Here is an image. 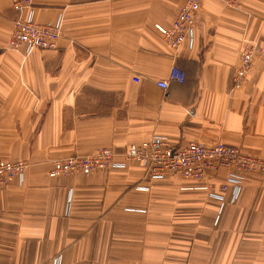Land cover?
<instances>
[{
    "label": "crops",
    "instance_id": "1",
    "mask_svg": "<svg viewBox=\"0 0 264 264\" xmlns=\"http://www.w3.org/2000/svg\"><path fill=\"white\" fill-rule=\"evenodd\" d=\"M238 1L203 0L193 46L174 51L156 24L184 0H34L63 34L25 54L8 46L18 13L0 0V159L29 164L0 187V264H264V173L220 208L178 175L136 188L149 181L122 155L157 133L264 158V0ZM245 42L259 52L235 89ZM173 65L186 79L165 91ZM104 146L126 166L49 175L54 159Z\"/></svg>",
    "mask_w": 264,
    "mask_h": 264
},
{
    "label": "built area",
    "instance_id": "2",
    "mask_svg": "<svg viewBox=\"0 0 264 264\" xmlns=\"http://www.w3.org/2000/svg\"><path fill=\"white\" fill-rule=\"evenodd\" d=\"M202 0H186L179 9L169 27L156 25L164 34L171 46L178 49L187 41L193 46L196 14ZM228 6H238L234 0H221ZM13 8L18 12L8 46L12 50L26 54L36 49H56L63 30L61 23H42L36 20L34 0H11ZM252 46L244 48L240 55L238 68L233 75L236 86L241 85L243 78L251 68L254 54ZM185 72L173 65L167 79L158 81V85L167 91L170 81L184 82ZM138 81V77H136ZM137 159L148 167L152 178H162L170 173L181 172L198 180H206L209 172H218L222 167L232 178L240 182L242 173L250 170L264 172V160L249 156L239 148L218 143L207 146L202 143H190L183 147H174L169 139L162 135L152 137L149 141L130 145L124 152V160ZM125 161L116 159V152L108 146L100 147L90 154H71L52 161L49 170L51 177L67 176L74 173L90 175L92 173L124 167ZM25 160L10 161L0 159V187L15 179L23 180L28 169ZM207 187L213 189L209 182Z\"/></svg>",
    "mask_w": 264,
    "mask_h": 264
},
{
    "label": "rangeland",
    "instance_id": "3",
    "mask_svg": "<svg viewBox=\"0 0 264 264\" xmlns=\"http://www.w3.org/2000/svg\"><path fill=\"white\" fill-rule=\"evenodd\" d=\"M186 0H184L185 2ZM203 1V0H202ZM202 1H201V6H202ZM236 3L240 4L238 0H234ZM184 2L181 4L183 5ZM223 2V1H222ZM10 3H11V0H10ZM226 4V3H225ZM11 6H12V3H11ZM236 7V6H234ZM13 8V6H12ZM181 8V7H180ZM201 8V7H200ZM14 9V8H13ZM200 10V9H199ZM198 10V11H199ZM179 12V10H178ZM177 12V14H178ZM18 13V12H17ZM198 13V12H197ZM176 14V16H177ZM175 16V17H176ZM197 16V14H196ZM174 17V18H175ZM18 19V16L15 18L14 20V26H15V22L16 20ZM174 20V19H173ZM173 22V21H172ZM159 26H161L162 24L160 23H157ZM156 24V25H157ZM172 24V23H171ZM164 27H169L168 25L165 26V25H162ZM159 32L161 33V35L163 36V38L165 39L166 43L168 44V46L176 51L177 49H175L174 47L171 46V43L166 39V37L164 36V34L161 32V30H159ZM187 41H185L184 43H186ZM184 43H182L180 46H182ZM188 43V42H187ZM247 42L244 43L242 49L240 50L239 52V61H240V55L242 53V51L244 50V48H246L247 46H252L254 47L255 49L258 50V48L256 47V45L254 44H246ZM189 44V43H188ZM179 46V47H180ZM192 47V46H191ZM43 50V49H42ZM259 51H257L254 56H253V60H252V65H251V68L248 70L246 76L243 78L242 80V83L241 85L239 86H236L234 81H233V77H232V84H233V87L232 88H235V89H238L240 88L243 84H244V81L246 80L247 76L249 75V73L251 72V69H252V66H253V61H254V57L257 55ZM25 53V52H24ZM26 54V53H25ZM238 66L236 67V70H237ZM136 80V79H135ZM137 81V80H136ZM173 81V80H171ZM157 135H161V134H152L146 141L144 142H147L149 141L152 137L154 136H157ZM164 136V135H162ZM166 137V136H165ZM168 138V137H167ZM169 139V138H168ZM170 141V140H169ZM144 142H141V143H144ZM171 143V142H170ZM190 143H193V142H189L185 145H172L174 147H183V146H186ZM196 143H201V142H196ZM218 143H223V144H226V145H230V146H234V147H237L239 148L243 153L249 155V156H253V157H257V158H260L261 160H264V158L262 157H259V156H255V155H251V154H248L246 153L245 151H243L240 147L236 146V145H232V144H228V143H225V142H222V141H217L216 143L214 144H211V145H208V144H205V143H202V144H205L207 146H212V145H215V144H218ZM132 144H139V143H132ZM130 144V145H132ZM128 145V147L130 146ZM127 147V148H128ZM112 148V147H111ZM126 148V149H127ZM113 149V148H112ZM125 149V151H126ZM114 150V149H113ZM96 151V150H94ZM92 151V152H94ZM115 151V150H114ZM124 151V152H125ZM90 152V153H92ZM116 152V151H115ZM124 152L122 153L123 155V158H124ZM90 153H85V154H90ZM117 152H116V158H117ZM61 158V157H60ZM129 160H135L136 162L140 163L142 165V169H143V177L145 180H148L149 183H143V184H138L136 185V188L142 190V191H150L151 190V183L155 182V181H162L166 178H169L171 176H176L178 175L179 177H181L183 180L186 181V185H184L183 187L184 188H187V189H197V190H203L207 193L208 197L213 199V200H216L220 203V208L223 207L227 202H231V203H235L238 199V197L240 196V193L242 191V187H243V183H244V180L246 178V176L248 174H252V173H264L263 171H256V170H250V171H246V172H243L242 173V178L240 180V182L236 183V182H233L232 181V178L230 177V174L225 170L223 169L222 167L220 168V170L218 172H209L208 174V177L206 180H198V179H194V178H191L190 176L186 175L185 173H181V172H176V173H170L168 175H165L164 177L162 178H152L150 177L149 173L147 172L148 171V167L143 164L142 162L138 161L137 159H129ZM126 166V163L125 165ZM111 170V169H110ZM110 170H103V171H110ZM209 182H212L213 185H214V188L213 189H209L207 187L208 183Z\"/></svg>",
    "mask_w": 264,
    "mask_h": 264
}]
</instances>
